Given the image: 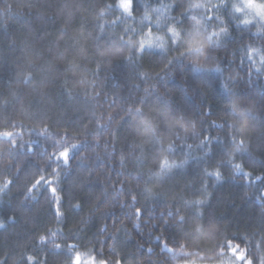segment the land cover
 Here are the masks:
<instances>
[{
	"label": "trees",
	"instance_id": "16d2710c",
	"mask_svg": "<svg viewBox=\"0 0 264 264\" xmlns=\"http://www.w3.org/2000/svg\"><path fill=\"white\" fill-rule=\"evenodd\" d=\"M123 2L107 8L117 0H0V134L20 132L12 138L15 145L0 135V186L13 180L0 193V260L29 264L31 256L33 264H71L76 251H91L108 264H229L226 245L232 241L259 264L264 68L253 65L241 45L264 46V38L254 35L264 26L253 22L246 30L236 24L228 0L229 8L218 14L230 35L209 39L212 26L205 8L197 7L189 11L200 23L185 19L184 39L174 46L163 27H156L157 20L161 26L171 22L157 8L172 0H133L131 16ZM189 2L209 0H176L172 15ZM149 25L153 36L165 38L138 56L139 38ZM189 33H197L204 47L180 57ZM138 107L143 115L136 114ZM213 121L224 126L213 127ZM229 133L245 144L230 142ZM206 135L219 141L204 163L207 149L197 145ZM74 143L81 146L64 165L58 152ZM169 143L174 152H168ZM240 151L232 163H241L242 171L226 165L220 180L203 176L223 152ZM164 156L172 167L160 169ZM53 170L59 173L62 216L55 215V200L43 184L27 194L39 176L47 180ZM137 207L144 211L139 220L133 215ZM177 212L185 223H178Z\"/></svg>",
	"mask_w": 264,
	"mask_h": 264
},
{
	"label": "snow or ice",
	"instance_id": "6c2138e0",
	"mask_svg": "<svg viewBox=\"0 0 264 264\" xmlns=\"http://www.w3.org/2000/svg\"><path fill=\"white\" fill-rule=\"evenodd\" d=\"M178 3H176V0H172L171 3L168 4H161L159 8H157L159 11L161 9H164L168 15L167 17L171 22L164 24L163 26L160 25L159 20H157L156 27L159 29L163 27L165 30V34L171 39V42L174 46L177 45V42L184 39L182 37V32L184 31L183 25L185 19H187L190 22H195L197 24L200 23V21L197 19L196 16L190 14V9L197 8V7H204L205 8V19L207 21V25L212 26V31L209 33V38L212 36H220L223 35L224 37H227L231 33V28L229 24L226 22L225 18L218 13L225 8H229L228 0H218V3H211L209 0V3L206 4H200V3H186V5L182 8V10L177 15H172L173 12H176ZM180 8L181 5L179 4ZM107 8L112 7H121L120 0H117V3L115 6L108 5ZM126 11L128 15H133L134 13V7H133V0H129L128 6L124 7L123 9ZM237 13L244 14L243 19H241L239 16H237ZM229 15L231 16V19L239 25H242L246 30H251L253 26V21L256 22L257 25H264V0H255V3L252 2V0H240L239 3H231L230 4V12ZM145 18L148 20H151V17L145 13ZM119 17H117V20ZM215 21V23H213ZM115 23V22H113ZM218 25V27H217ZM101 30H103V26H99ZM131 31H135L132 29ZM125 35L129 34V29H125ZM170 34V35H169ZM255 36L258 38H264V27H257L256 32L254 33ZM123 39V37H121ZM153 38L158 40H163L164 36H153L152 32V26L149 25L147 28V32L140 36L137 47H136V53L138 56H141L144 51L147 49L152 48L153 45ZM186 47L183 48V50L179 53L180 57H183L185 55H195L198 54L202 48L204 47L203 42L199 39L197 33H189L188 37L186 38ZM241 47L245 48V55L249 60L253 62V65L256 63V56H259V60L261 64H264V46L256 47L252 43L241 45ZM129 60L132 59L130 56L128 58ZM243 62V59L241 60V63ZM173 63V60H168L167 65L165 67L170 66ZM99 67V66H98ZM216 69H219V64L215 66ZM259 70V69H258ZM222 71V70H221ZM141 77L147 78V73H139ZM248 75H252L251 68L249 69ZM225 88H227V85H224ZM145 101L142 98L140 103L143 104ZM128 111H131V109H128ZM135 112L137 115H143V109L141 107H138L135 109ZM205 115L211 114V111L204 113ZM111 120V117L109 118ZM12 127H16L15 122H9ZM225 124H227L228 128H232L231 124H228L227 121H225ZM213 127H223L224 125H218L215 121L212 122ZM41 131H45L42 129ZM0 135H3V137L7 138L11 141L13 145L16 144V141L13 138V136L20 135V132H4ZM231 139L230 142H235L238 147H242L245 142L244 140H236V137L229 133ZM219 141V137L213 138L211 136H204L202 140L199 141V144L197 145L198 148L201 150L207 149L204 152V158L203 162H208V157H210L213 153L211 145L213 143H216ZM222 143V142H221ZM81 145L79 144H71L69 147H64L62 151L58 152L57 160H62L64 165H67L70 159L71 151H74L78 149ZM184 147H186L188 150H190L193 146L191 144H187ZM167 150L169 153L174 152L176 150V146L173 143H169L167 146ZM240 152H233L228 153L225 155V153H222L223 159L216 161V167L211 172L204 168L202 170L203 176H213L216 178V180L222 179V172L221 168L227 166H231V168L238 172L243 170V165L241 163H232L234 157ZM121 161H123V157H121ZM174 165V162H171L167 156H164L160 162L159 167L160 169H164L165 167H172ZM54 171V175L50 177L49 179H45L43 175L39 176L35 182L31 185L30 188L27 189V194H31L33 191H35L40 185H44L47 188V191L52 194V197L55 200V207H54V213L56 216H62L63 213L59 210L60 208V202L62 200V197L58 196V188L56 187L57 179L59 177V173L56 170ZM251 173L245 172V176H250ZM261 177H256L257 180H259ZM13 184V180H7L2 186H0V193H6L7 190L10 189L11 185ZM207 185L205 184L204 188L201 189V191H206ZM42 194V193H41ZM133 203H136V196H132ZM199 203V202H198ZM74 207L79 208L80 204L77 203L74 205ZM199 216H202L201 213H196ZM133 215L137 217V220L141 216L144 215V211L142 208H135ZM168 215H172L171 213H168ZM178 216V223H185L186 217L179 215L178 212L176 213ZM2 226V225H0ZM106 230V227H105ZM159 239V237H157ZM40 240L43 241L44 237H40ZM164 248H168V243L164 242ZM227 249L228 252L231 254V259L229 261V264H253V258L252 256L247 254L246 248H241L239 244H233L232 241L227 242ZM57 248H59V245H56ZM74 247V246H69ZM149 252L152 251V249H148ZM169 251H173V249L169 248ZM87 256V259H84V256ZM225 255L224 246L220 247L219 256L223 257ZM27 260L29 261V264H33V257L28 256ZM0 264H5V261L0 260ZM71 264H108L107 260H97L95 255L91 254V251L88 253L82 254L79 251H76L74 256L72 257ZM116 264H120L119 261L116 262ZM220 264H224V261H220ZM259 264H264V255H261L259 257Z\"/></svg>",
	"mask_w": 264,
	"mask_h": 264
},
{
	"label": "rangeland",
	"instance_id": "374dc122",
	"mask_svg": "<svg viewBox=\"0 0 264 264\" xmlns=\"http://www.w3.org/2000/svg\"><path fill=\"white\" fill-rule=\"evenodd\" d=\"M230 1H231V3H239V2H240V0H230ZM252 2L255 3V0H252ZM123 3H124V2H123ZM238 14H239V15L241 16V18L243 19L244 14H241V13H238ZM253 22H255V21H253ZM255 23H256V22H255ZM262 26H264V25H262ZM155 40L158 41V39H154V38H153V41H154V42H156ZM255 59H256V64H259L260 67H263V68H264V64H261V63H260L259 56H256Z\"/></svg>",
	"mask_w": 264,
	"mask_h": 264
},
{
	"label": "clouds",
	"instance_id": "9594fccd",
	"mask_svg": "<svg viewBox=\"0 0 264 264\" xmlns=\"http://www.w3.org/2000/svg\"><path fill=\"white\" fill-rule=\"evenodd\" d=\"M128 2H129V0H124V7H127L128 6Z\"/></svg>",
	"mask_w": 264,
	"mask_h": 264
}]
</instances>
